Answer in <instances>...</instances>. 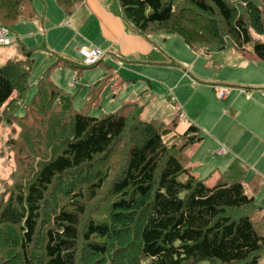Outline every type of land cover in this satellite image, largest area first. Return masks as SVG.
Here are the masks:
<instances>
[{"label":"trees","instance_id":"obj_1","mask_svg":"<svg viewBox=\"0 0 264 264\" xmlns=\"http://www.w3.org/2000/svg\"><path fill=\"white\" fill-rule=\"evenodd\" d=\"M102 1L134 33L152 44L151 53L137 57L141 63L175 65L152 41L155 36L164 41L177 36L190 50L210 58L231 49L243 61L264 62V42L254 41L250 34L251 28L264 36V0H241L240 10L226 0ZM55 2L69 19L85 0ZM27 20L42 24L45 20L33 0H0V27L11 30ZM19 43L21 58L6 56L0 65V110L12 102L15 94L23 101L30 88L35 52ZM59 58L50 53L48 68L39 79L33 100L26 103L25 114L36 123L45 122L47 137L60 138L62 143L57 150L49 146L50 159L39 167L28 187L11 197L0 214V225L21 227L24 255L29 256L36 243L43 203L56 180L89 175L92 165L127 137V167L114 186L118 199L113 203L110 223L89 222L81 233L80 215L84 209L60 211L53 217L57 229L45 232V264H77L80 239L92 253L108 255L107 243H95L93 239L111 241L121 233L119 229L127 233L132 228L138 233L135 255L138 253L149 264H259L264 257V232L256 223L264 222V207L246 190L247 167L234 161L212 186L196 177L188 166V152L203 140L200 128L191 123L179 133L180 109L170 121H160L161 126L155 124L158 120H143L142 103L149 91L100 118L85 110L77 111L73 95L57 86L50 74L62 63L80 67ZM111 78L113 98L131 84L115 74L107 77ZM107 79L91 87L88 108L99 106ZM104 182L99 179L90 189H101Z\"/></svg>","mask_w":264,"mask_h":264},{"label":"rangeland","instance_id":"obj_2","mask_svg":"<svg viewBox=\"0 0 264 264\" xmlns=\"http://www.w3.org/2000/svg\"><path fill=\"white\" fill-rule=\"evenodd\" d=\"M226 1L231 7L238 10L242 8L241 0ZM33 4L40 16L44 17V23L36 20L20 21L11 29L14 37L12 44L0 46V65L4 64L5 55L21 58L18 53L19 41L35 52L33 70L29 77L30 88L25 99L21 101L18 94H15L12 102L0 110V214L11 197H15L20 189L28 187L39 167L50 159L52 152L49 146L52 145L53 150H57L62 143L60 138L55 140L47 137L48 126H45V122L36 123L25 114L26 103L33 100L38 91L39 79L48 68L50 53L80 67L75 69L62 63L50 74L51 80L57 86L73 95V104L77 111L85 110V113L100 118L116 112L127 100H135L146 91H149V95H145L146 100L142 103L143 120H158L155 124L161 126L160 121H170L180 109L188 121L201 127L204 136L198 154L203 158L202 165L197 166L190 159L188 166L207 185L210 186L216 181L218 176L207 170L206 165L221 157L213 158L210 162H205L204 159L210 153L207 128H210L211 119L208 114L212 119L219 117L222 109L229 106V102L220 101L212 87L225 86L232 88L231 91H241L242 87H247L243 84L264 77V62L254 59L243 61L231 49L210 58L193 52L177 36L169 37L166 41L161 36H155L152 41L166 53L167 60L175 65L160 67L141 63L137 59L138 54L133 55L134 59L116 54L115 48L104 35L98 16L90 15L81 6L68 19L55 0H33ZM124 23L129 32H134L129 24L125 21ZM250 34L254 41L264 42V36L258 35L251 28ZM90 47L107 54L96 67L85 66L80 55L81 49ZM113 74L121 80L131 82L116 98L112 96L114 82L112 78L107 79ZM105 79L107 83L100 94L99 106L88 108L91 87ZM28 111L31 113L30 108ZM180 119L182 120L181 116ZM185 127L186 124L182 123L179 133H184ZM129 145L126 137L105 157L96 161L90 174L83 178L66 176L56 180L46 194L38 237L30 248L29 256L23 253L21 227L0 225V264H45V232L57 229L53 224V217L62 210L76 212L79 207L84 209L80 215L81 233H84L89 222L109 224L113 203L118 199L114 186L126 170ZM99 179H105L104 186L92 192L91 186L98 183ZM144 215L145 213L141 218ZM259 222L258 220L256 225L264 232V222ZM119 230L121 233L115 235L111 241L93 239L95 243H107L110 247L109 254L105 256L92 253L80 239L77 264H149L138 253L135 255L137 229L132 228L127 233L124 229ZM259 264H264V257Z\"/></svg>","mask_w":264,"mask_h":264},{"label":"crops","instance_id":"obj_3","mask_svg":"<svg viewBox=\"0 0 264 264\" xmlns=\"http://www.w3.org/2000/svg\"><path fill=\"white\" fill-rule=\"evenodd\" d=\"M80 8L85 9L90 15L98 16L102 22L104 35L115 48L116 54L134 58L133 55H147L152 52V44L136 33L129 32L124 21L111 13L102 0H85ZM243 85L247 87H242L243 89L238 92L231 91L232 88L225 86L212 87L216 93L220 88L228 90L224 99H219L218 93L217 97L220 101L229 102V106L222 109L219 117L215 119L208 114L211 119L210 128H207L210 153H207L204 159L205 162H210L213 158L221 157L206 165L207 170L218 176L216 181L234 161L243 163L247 167L244 178L246 190L264 207V77ZM182 123L186 124V130L192 122L183 116ZM199 128L204 140L203 130ZM203 140L188 152V156L197 166H201L203 161L202 156L198 155ZM223 148L226 153L220 155L219 152Z\"/></svg>","mask_w":264,"mask_h":264},{"label":"built area","instance_id":"obj_4","mask_svg":"<svg viewBox=\"0 0 264 264\" xmlns=\"http://www.w3.org/2000/svg\"><path fill=\"white\" fill-rule=\"evenodd\" d=\"M14 41V37L9 28L0 27V46H10ZM80 55L84 60L85 66H95L100 61L107 57V54L102 52L100 49L95 47L83 48L80 50ZM219 99H224L228 93L226 88H220L218 91ZM183 118V115L181 116ZM226 153L225 149H221L219 154L224 155Z\"/></svg>","mask_w":264,"mask_h":264}]
</instances>
